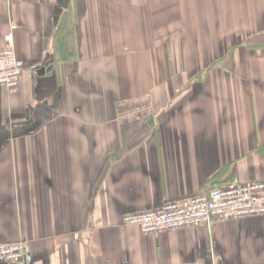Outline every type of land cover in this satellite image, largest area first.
Wrapping results in <instances>:
<instances>
[{
  "label": "crops",
  "instance_id": "obj_1",
  "mask_svg": "<svg viewBox=\"0 0 264 264\" xmlns=\"http://www.w3.org/2000/svg\"><path fill=\"white\" fill-rule=\"evenodd\" d=\"M8 35L24 70L0 86V243L24 264H264V215L122 222L264 181V0H0Z\"/></svg>",
  "mask_w": 264,
  "mask_h": 264
},
{
  "label": "built area",
  "instance_id": "obj_2",
  "mask_svg": "<svg viewBox=\"0 0 264 264\" xmlns=\"http://www.w3.org/2000/svg\"><path fill=\"white\" fill-rule=\"evenodd\" d=\"M24 70L12 42L5 37L0 48V86L17 88ZM264 215V181L228 182L197 195L171 200L146 211L125 213L122 222L137 226L144 234L201 226L210 221L235 220ZM26 243H0V262L24 264Z\"/></svg>",
  "mask_w": 264,
  "mask_h": 264
},
{
  "label": "water",
  "instance_id": "obj_3",
  "mask_svg": "<svg viewBox=\"0 0 264 264\" xmlns=\"http://www.w3.org/2000/svg\"><path fill=\"white\" fill-rule=\"evenodd\" d=\"M51 68H52V65L47 63L44 67L40 68L38 70V74H44V73H50L51 71Z\"/></svg>",
  "mask_w": 264,
  "mask_h": 264
}]
</instances>
